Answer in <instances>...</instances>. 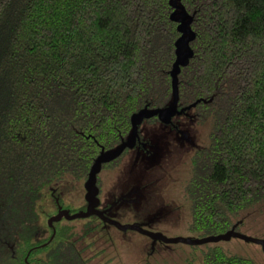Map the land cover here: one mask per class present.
Returning <instances> with one entry per match:
<instances>
[{
  "label": "trees",
  "instance_id": "16d2710c",
  "mask_svg": "<svg viewBox=\"0 0 264 264\" xmlns=\"http://www.w3.org/2000/svg\"><path fill=\"white\" fill-rule=\"evenodd\" d=\"M177 4L0 0V264H95L100 220L49 226L47 198L86 181L131 135L133 114L173 102L181 9L195 38L178 109L196 104L213 129L183 188L190 229L225 233L264 203V0ZM203 264L256 263L214 247Z\"/></svg>",
  "mask_w": 264,
  "mask_h": 264
},
{
  "label": "rangeland",
  "instance_id": "374dc122",
  "mask_svg": "<svg viewBox=\"0 0 264 264\" xmlns=\"http://www.w3.org/2000/svg\"><path fill=\"white\" fill-rule=\"evenodd\" d=\"M177 119L186 126L200 128L201 146L208 142L210 125L199 123L192 111ZM162 125L145 121L138 131L149 136L152 132L157 133L155 129L163 127ZM161 132L166 135L161 133L152 142L146 141V155L140 157L141 160L131 171L129 179L125 177L122 178L125 179L124 182H120L118 176L121 173L102 172L106 178L105 193H103L105 202L112 201L115 194L120 193L119 190L123 187H130L123 193L125 196L121 197L120 203L116 205L117 208L106 212V215L121 224H137L168 238H204L206 236L201 232L190 229L191 215L182 188L190 176L189 155H186L183 161L182 153L187 147L193 149L194 145L191 143L193 136L188 133V137L180 141L174 136L175 131ZM167 146L172 150L168 151ZM133 164L132 160L127 165ZM177 168H179L178 172H176ZM146 169L148 172L144 171ZM129 171L130 169L126 167L122 174L127 175L125 172ZM85 196V181L74 182L68 179L63 185L53 188L46 201V210L51 215H57L60 209L70 214L84 212L87 208ZM88 220L90 219H77L74 222L81 226ZM236 221L242 234L264 239V203L242 211ZM95 222L99 224L100 230L97 236L100 239L96 245L99 251L102 250L94 259L95 264H203V255L214 247L221 248L228 255L249 258L256 264H264V252L260 245L236 238L201 246L162 242L153 244L150 238L135 231L122 232L102 221L95 220ZM96 250L95 252L98 251Z\"/></svg>",
  "mask_w": 264,
  "mask_h": 264
},
{
  "label": "water",
  "instance_id": "95a60500",
  "mask_svg": "<svg viewBox=\"0 0 264 264\" xmlns=\"http://www.w3.org/2000/svg\"><path fill=\"white\" fill-rule=\"evenodd\" d=\"M174 6L179 8L177 4V0H173ZM176 14L178 17L176 18ZM173 17L175 20L181 22L179 26V30L183 33V37H181L176 42L177 47V56L178 59L173 66V70L171 72L173 78V102L163 109H143L136 114L132 115L131 122H132V132L131 135L128 137L126 141H124L119 147L111 151H102L98 158L95 160L94 165L91 168L89 176L85 181V189H86V201H87V208L84 212L70 214L68 211L60 209L57 215H53L48 219L49 226H53L54 222L61 221L62 219H66L68 221H74L77 219H87L90 217H97L103 223L111 225L118 229L119 231L126 232L128 230L135 231L141 235H144L150 238L155 244L156 242H162L164 244H186L189 246H201L210 243H219L221 241H230L233 238L243 240L245 242L258 244L262 247L264 252V239H256L241 232L235 231V228L219 234V235H212L206 236L200 239H187L182 237L176 238H168L165 237L161 233L151 232L146 230L140 225L137 224H121L116 220L111 219L106 215L108 210H99L98 207L101 203L98 194L99 188L97 187V175L101 172L103 164L110 163L113 160L117 159L121 154L124 152L125 149L129 148L132 149L135 147L137 138H138V129L144 123V121L157 117L159 121L164 125H171L172 119L175 116H181L187 111H190L196 104H192L182 109H178V75L181 71V66H186L189 63L190 58L193 56V51L191 50L189 43L191 40H194L195 35L190 29V23L192 19H189V16L186 15L184 9H181L179 13L174 14ZM59 201V200H57ZM113 207V206H112ZM109 208V211L112 209Z\"/></svg>",
  "mask_w": 264,
  "mask_h": 264
},
{
  "label": "flooded vegetation",
  "instance_id": "af4514ba",
  "mask_svg": "<svg viewBox=\"0 0 264 264\" xmlns=\"http://www.w3.org/2000/svg\"><path fill=\"white\" fill-rule=\"evenodd\" d=\"M184 114H186V113H184ZM178 117L179 116H175L172 119V124L171 125H164L163 124L162 125L163 127H159V128L155 129V131L157 133L152 132L149 136L147 134H145V133H141V131L139 130L138 131V138H137V142H136L135 147L132 148V149H129V148L125 149L124 152L121 154V156H119L117 159L113 160L110 163H106V165L104 167H102L101 172L97 175V187L99 188L98 197H99V199L101 201V203H100V205L98 207L99 210H102V211L103 210H108L109 211V208H111L112 206H113L112 210L117 208L116 205L120 203L121 197H123V195H124L123 193L127 189H130L129 186L128 187L127 186L123 187L122 190H119V191H121L120 193H118V194L116 193L117 195L115 194V196L112 199V201L105 202L104 199H103V193H105L104 192V185L106 184L105 183L106 178L102 175V172H104V173L106 172V173H109V174L110 173L114 174V173H117V172L121 173V175L118 176L121 179L120 182H124L125 179L123 180L122 178L127 177V179H129L131 171L135 169V165L139 164V161L141 160L140 157L146 155V153H145V149H146L145 145L147 144L146 141L152 142L153 140H155V138H157V135L163 133L161 131H167V130H169L170 132L175 131L177 135L174 133V136H176V138L178 140H180V141H182L183 138H187L188 137V133L193 136V137H191V140H192L191 143H192V145H194L193 149L187 147L185 149V152L182 153L183 161H184V158L186 157V155H189L188 159H189V168H190V176H191V170L193 169V159L200 151H203L204 149L209 147L210 141H211V136L213 134V129L210 127V132L207 135L208 136V142L205 145L201 146L200 141H199V130H200V128L186 126L185 124H181L179 119H177ZM154 118L156 119L154 122H156L158 124H162L157 117H154ZM162 135H166V134L163 133ZM170 138L174 139L173 136H170ZM166 148H167L168 151L172 150L170 146H167ZM132 160H133L134 164L133 165H127ZM182 162H180L179 165H181ZM179 165H178V167H179ZM126 167H128L130 169V171L128 173L125 172L127 175L122 174V171L123 170L125 171ZM140 171L141 170H139V172ZM144 171L148 172L147 169L144 170ZM178 171H179V168H177L176 172H178ZM109 174H108V176H109ZM190 176H189V178H190ZM175 178H176V176H175ZM173 180H174V178H173ZM175 181H177V179ZM145 185H147V184H145ZM182 188H184V185H183ZM93 217H95V216H93ZM238 225L239 224L237 223V221H235V224L232 225V227L229 230L235 228V231L240 232Z\"/></svg>",
  "mask_w": 264,
  "mask_h": 264
}]
</instances>
